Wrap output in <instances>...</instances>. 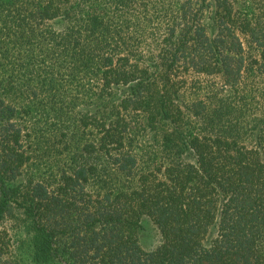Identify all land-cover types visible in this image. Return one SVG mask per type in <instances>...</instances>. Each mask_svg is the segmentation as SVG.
<instances>
[{
  "label": "trees",
  "instance_id": "1",
  "mask_svg": "<svg viewBox=\"0 0 264 264\" xmlns=\"http://www.w3.org/2000/svg\"><path fill=\"white\" fill-rule=\"evenodd\" d=\"M99 1L9 0L0 220L22 209L35 264H264V85L249 84L264 75V0L243 17L235 0H156L147 38L115 12L146 0H112L114 14ZM236 30L259 50L243 95ZM219 72L221 94L196 77ZM144 217L161 235L151 250Z\"/></svg>",
  "mask_w": 264,
  "mask_h": 264
},
{
  "label": "rangeland",
  "instance_id": "2",
  "mask_svg": "<svg viewBox=\"0 0 264 264\" xmlns=\"http://www.w3.org/2000/svg\"><path fill=\"white\" fill-rule=\"evenodd\" d=\"M156 0H146L145 9L149 10L147 13H141V11H144L143 7L140 5L139 2H131L126 3V7L121 9V7L115 11V9L111 10V8H114L116 4L112 0H101L99 1V4L106 10H109V13H117L119 14V19L117 22L121 24L122 22H125L127 25L131 26V29H134L132 27L133 25H138L139 27L143 26V31L138 33L136 37L141 38H147L149 35L148 32H151L156 27L155 22L156 21L151 15H153L154 12H156L157 8L154 4ZM253 4V3H252ZM262 2H259L260 6ZM248 5V0H235L233 3V6L235 10L238 12L236 15L243 17L244 13L247 9L244 8V6ZM10 3L9 0H0V24H1V30H0V43L5 45V43L8 42V31L6 28V25L8 23L9 19V10H10ZM151 8V10H150ZM156 9V10H155ZM263 8H257L254 11L255 16L257 17L260 15V18L263 17L264 14L260 13V11H263ZM115 11V12H114ZM151 12V13H150ZM264 12V11H263ZM146 29H145V28ZM236 35L238 36L242 47H243V56H244V62L245 69H243V72H241L242 76L239 78V83L236 85L241 90L239 92L240 94H246L248 93V61L251 59H258L259 58V50L254 46L253 43L250 44L249 42V35L248 31L245 30H236ZM163 32H161L160 35H162ZM1 44V47L3 46ZM3 56V51L0 50V58ZM5 62V60H4ZM2 67L0 69V80L1 82H4L2 75H6L11 71V68L8 65L2 64ZM221 72L217 73L214 77H208L205 75L196 76L197 80H200L199 82L202 85L212 83V85L218 90V93H224L225 90H227V87L225 88L224 83L222 82V75ZM186 77L187 83L186 85L190 86L191 82L194 80L193 76H187V74L183 75V78ZM252 78H256L249 82V84L254 88V90L262 85H264V75H255ZM206 81V82H203ZM206 89V87L203 88V90ZM194 90H190V88L187 89L185 92L186 100L192 98L194 95ZM25 93H22V91H11L8 93V100L10 102H13L15 104H23L25 103L24 99ZM203 97V95H198ZM237 101L244 105L246 102V99L243 97L240 99V96L237 95ZM79 104L76 105V111L78 113L83 112L85 110V103L81 102L80 100ZM33 117H36V119H40V121H43L44 117L38 118L39 114H34V110L31 111ZM79 134L81 132H78L77 134H74V139H79ZM88 137L90 138V134H82V137ZM48 137V136H47ZM45 137V138H47ZM44 138V139H45ZM147 138V136H146ZM139 144V143H138ZM56 146V145H55ZM47 160H51L48 156H46ZM46 162H43L41 165V171L38 170V165H32L29 167L24 168L25 172L23 176H20L18 182L29 180L33 176L38 177L42 174V169L45 167ZM34 177V178H35ZM22 209H17L13 212L12 216H7L3 220H0V231L3 235V244L0 243L2 246V253H1V259L4 261L5 264H35L32 261L31 257V244L28 236V233L26 231V228L22 222ZM142 224L144 225V229L139 231V243L141 244L142 248L145 250H151L154 249L161 240V235L159 229L156 227V225L147 217L142 218Z\"/></svg>",
  "mask_w": 264,
  "mask_h": 264
}]
</instances>
